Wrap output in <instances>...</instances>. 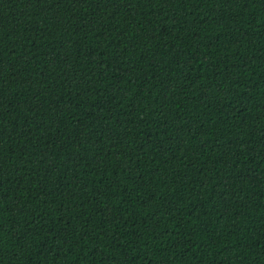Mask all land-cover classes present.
Returning <instances> with one entry per match:
<instances>
[{
    "label": "trees",
    "instance_id": "16d2710c",
    "mask_svg": "<svg viewBox=\"0 0 264 264\" xmlns=\"http://www.w3.org/2000/svg\"><path fill=\"white\" fill-rule=\"evenodd\" d=\"M0 264H264V0H0Z\"/></svg>",
    "mask_w": 264,
    "mask_h": 264
}]
</instances>
